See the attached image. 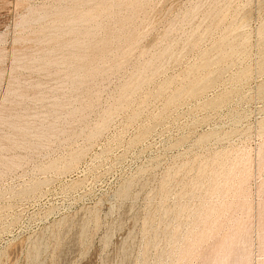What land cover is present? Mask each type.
Returning <instances> with one entry per match:
<instances>
[{
  "label": "rangeland",
  "instance_id": "374dc122",
  "mask_svg": "<svg viewBox=\"0 0 264 264\" xmlns=\"http://www.w3.org/2000/svg\"><path fill=\"white\" fill-rule=\"evenodd\" d=\"M0 264H264V0H0Z\"/></svg>",
  "mask_w": 264,
  "mask_h": 264
}]
</instances>
